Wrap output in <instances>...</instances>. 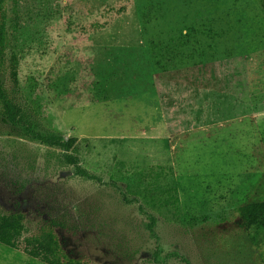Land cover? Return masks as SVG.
I'll return each instance as SVG.
<instances>
[{"label": "rangeland", "instance_id": "rangeland-1", "mask_svg": "<svg viewBox=\"0 0 264 264\" xmlns=\"http://www.w3.org/2000/svg\"><path fill=\"white\" fill-rule=\"evenodd\" d=\"M4 14L11 97L39 131L77 136L83 166L139 196L159 238L138 204L0 116L6 210L65 218V252L89 264H264V230L255 244L238 211L264 199L260 0H6ZM172 187L180 211L162 203Z\"/></svg>", "mask_w": 264, "mask_h": 264}, {"label": "trees", "instance_id": "trees-1", "mask_svg": "<svg viewBox=\"0 0 264 264\" xmlns=\"http://www.w3.org/2000/svg\"><path fill=\"white\" fill-rule=\"evenodd\" d=\"M6 0H0V13L2 20L0 22V116L5 124L21 127L25 135L31 140L37 141L49 147L61 149L58 160L64 166L74 168V175L103 182L102 178L82 164V159L76 151V145L79 141L77 136L65 138L62 134L56 132L39 131L35 124L28 119L24 109L14 101L10 92L5 86L2 75L5 71L9 72L14 87L18 86V65L19 59L15 52L8 57L9 40L4 6ZM264 8V0H260ZM25 185V181H18L15 184ZM104 184L111 185L119 190L123 202L126 204H138L141 212H146L149 219L147 229L152 237L158 239L155 226L157 217L145 211V206L139 196H130L128 191L121 188L118 182L111 179ZM168 192V191H167ZM172 199L167 198L165 205L170 203L177 211H180L179 200L175 187H172ZM240 216V225L247 231L255 230L251 236L255 244H259V236L264 230V199L246 203L238 208ZM66 219L50 215L41 222H34L23 210L17 207L15 210H6L0 204V243L20 250L27 255L40 260L45 264H89L88 262L70 257L64 250L62 242L57 234L58 227H66ZM159 250L155 251L158 256ZM167 257H180L189 264V261L178 253H169Z\"/></svg>", "mask_w": 264, "mask_h": 264}, {"label": "crops", "instance_id": "crops-1", "mask_svg": "<svg viewBox=\"0 0 264 264\" xmlns=\"http://www.w3.org/2000/svg\"><path fill=\"white\" fill-rule=\"evenodd\" d=\"M15 250L10 246L0 243V264H19V261H21V264L43 263L20 250V252Z\"/></svg>", "mask_w": 264, "mask_h": 264}]
</instances>
